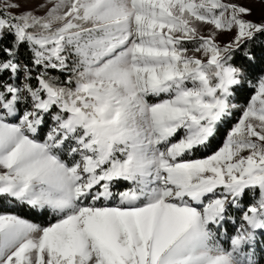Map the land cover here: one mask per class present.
<instances>
[{
    "label": "snow or ice",
    "instance_id": "6c2138e0",
    "mask_svg": "<svg viewBox=\"0 0 264 264\" xmlns=\"http://www.w3.org/2000/svg\"><path fill=\"white\" fill-rule=\"evenodd\" d=\"M32 2L0 0V198L54 222L0 213V264H259L264 0Z\"/></svg>",
    "mask_w": 264,
    "mask_h": 264
},
{
    "label": "trees",
    "instance_id": "16d2710c",
    "mask_svg": "<svg viewBox=\"0 0 264 264\" xmlns=\"http://www.w3.org/2000/svg\"><path fill=\"white\" fill-rule=\"evenodd\" d=\"M253 50L257 54V62L254 66V69L251 73L252 77L255 78L258 76L261 72V69H264V61L261 60V54L262 51H264V45L261 44L260 39L252 45ZM23 51V50H22ZM24 58H27V53H23ZM53 75H61L60 73L53 72ZM64 76H61V79H63ZM35 83V81H33ZM253 94V90L249 87H246L242 92L237 93L234 99L232 100V103H235L237 105V108L233 110L231 118L228 120V123L225 125L224 128L221 129V133H225L227 129L234 124L237 119L239 118V115L241 113V109L248 103L250 96ZM48 127L46 126L39 134H38V139L43 140L46 133H47ZM222 143V137L218 136L216 140L213 141V147H218ZM197 157H201L203 153H197ZM121 185H117V187H122L120 189H123L127 185H125L123 182H121ZM258 196V193H257ZM245 204L250 203V199L248 195L245 196L244 198ZM0 213H12L19 215L23 219L29 220L32 223H37L42 226H47L50 222H54V217H51L48 214L41 215L38 213H35L31 210H29L26 206L24 205H19L13 202L5 201L3 198H0ZM229 214L233 218H237L240 213L233 208H229ZM256 251L262 252L264 251V236H258L257 237V244H256Z\"/></svg>",
    "mask_w": 264,
    "mask_h": 264
},
{
    "label": "rangeland",
    "instance_id": "374dc122",
    "mask_svg": "<svg viewBox=\"0 0 264 264\" xmlns=\"http://www.w3.org/2000/svg\"><path fill=\"white\" fill-rule=\"evenodd\" d=\"M21 2L24 3V0H21ZM43 2H44V0H33L32 3H25L24 6L28 7V8H36L39 3H43ZM237 2L244 3L246 6H250L253 8V15L251 17H249V19H254V20L260 19L261 7H262L260 4H249L248 0H237ZM218 39H219V42L224 43V42H227V40L229 39V36L228 35H220ZM240 115H241V113H240ZM240 115H239V117H240ZM121 184L122 183H120L118 185H121ZM117 188L120 189L122 187H117ZM247 195H248V197L250 199V203H251L252 202V194L249 193ZM240 215H241V213H240ZM240 215L235 219L237 221L236 224H233L231 221H229V223L226 225V234L221 236V242L224 243L226 247L228 246L227 245V236H230V235L235 233V229L239 223ZM221 232L224 233L225 230L221 229ZM256 258L259 261V264H264V251H262V252L256 251Z\"/></svg>",
    "mask_w": 264,
    "mask_h": 264
}]
</instances>
